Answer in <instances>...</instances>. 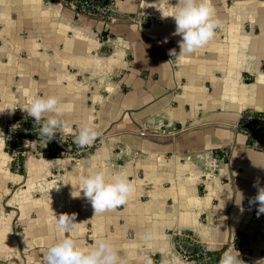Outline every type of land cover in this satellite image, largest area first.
Masks as SVG:
<instances>
[{"label": "crops", "instance_id": "crops-1", "mask_svg": "<svg viewBox=\"0 0 264 264\" xmlns=\"http://www.w3.org/2000/svg\"><path fill=\"white\" fill-rule=\"evenodd\" d=\"M115 4L104 24L58 0H0V264H43L62 213L76 214L82 246L107 239L123 264H194L178 239L214 249L218 263L231 251L264 264V213L249 203L264 187V151L240 130L244 114L264 113V0H211L214 38L173 58L182 37L162 13L181 0ZM37 94L62 99L66 137L91 124L97 145L77 158L29 152L17 173L5 136L33 118L23 108ZM97 169L134 192L94 214L79 182Z\"/></svg>", "mask_w": 264, "mask_h": 264}, {"label": "clouds", "instance_id": "clouds-1", "mask_svg": "<svg viewBox=\"0 0 264 264\" xmlns=\"http://www.w3.org/2000/svg\"><path fill=\"white\" fill-rule=\"evenodd\" d=\"M162 16L174 18L176 27L173 35L179 34L182 37L178 41L179 52L175 49L169 50L172 56L194 54L214 38L221 23L215 17L211 0H181L180 7L170 14L162 13ZM5 109H0V112ZM7 109L14 110L11 107H7ZM23 109L28 116L34 118V124L38 126L41 137H48L50 140L57 132H60L61 140H66L60 131L65 127L63 119L65 106L60 97L54 94H37L28 101L27 106ZM98 135L99 132L95 127L86 124L79 129L73 142L78 147L84 148L91 146ZM79 189V195L82 191L83 196L91 202L94 214H96L124 205L133 194L134 185L120 173L109 174L104 169H97L80 177ZM232 195L233 193L229 194V198ZM242 200V193L235 192V203L241 206ZM249 203L257 204V216L264 213V187H258L256 195L250 198ZM241 211H243L242 207ZM75 217V213H62L58 217L56 216L60 236L47 247L43 264H123L118 250L107 239H99L91 247L82 246L75 234L72 233L76 224ZM148 264H151L150 260ZM219 264H241L239 252H223Z\"/></svg>", "mask_w": 264, "mask_h": 264}, {"label": "built area", "instance_id": "built-area-1", "mask_svg": "<svg viewBox=\"0 0 264 264\" xmlns=\"http://www.w3.org/2000/svg\"><path fill=\"white\" fill-rule=\"evenodd\" d=\"M65 5H69L73 8L77 15H87L94 16L103 21L104 24H109L115 14V0H58ZM170 58L174 56L169 55ZM253 119H258V117L247 116V122H251ZM264 121V118H262ZM20 127L15 130L14 138L16 139V146L10 151L12 160H15L16 167L19 168L20 164L17 161V156L23 157L26 154V149L30 147L31 153L36 157L48 158L52 155L57 156V158H62V156H69L74 158L80 156L81 152L76 149L75 143L69 138L64 137L66 140H61V133L57 132L52 139L49 140L48 137H41L39 135L38 126L34 124V121H28L22 119L19 121ZM25 125H30L33 127V132H28L27 129L22 128ZM260 136L264 139V128H262ZM74 145V146H73ZM91 146L87 147L90 150ZM25 148V149H24ZM264 151V150H263ZM199 249L195 256L197 257V262L194 264H209L211 256L208 254V248L205 244L200 243Z\"/></svg>", "mask_w": 264, "mask_h": 264}, {"label": "trees", "instance_id": "trees-1", "mask_svg": "<svg viewBox=\"0 0 264 264\" xmlns=\"http://www.w3.org/2000/svg\"><path fill=\"white\" fill-rule=\"evenodd\" d=\"M247 116H251L253 118L258 117V119H253L251 122H247L246 117ZM264 113L263 112H247L246 114L243 115V117L241 118L240 121V130L241 132H243V134H245L246 138H247V144L251 147H254L258 150H264V139L260 136L261 130L262 128H264ZM19 120H15L13 121L9 126H8V130L6 133V139H5V150L6 151H11L13 150L15 144L13 141V136H14V132L15 130L18 129V127H20V123ZM25 120L28 121H34V118H27ZM23 128L27 129L28 132H33V127L30 125H25L23 126ZM76 149H78L81 152V155H83L86 151H87V147L84 148H80L78 146H75ZM51 157H57L55 155H52ZM17 161L20 164L19 168H16V162L15 160H12V164H11V169L17 173L22 171V167H23V157L17 156ZM183 242L188 243L191 247H192V251L191 252H185L182 248H181V244ZM239 243H241L240 241H236L235 245H239ZM200 243L192 241V240H186V239H178L177 240V247L179 248V250L187 257L191 258L193 261L197 262V257L195 256L196 252L199 249ZM208 254L211 256V260L209 262V264H219L218 263V254L213 253L212 251H208Z\"/></svg>", "mask_w": 264, "mask_h": 264}, {"label": "rangeland", "instance_id": "rangeland-1", "mask_svg": "<svg viewBox=\"0 0 264 264\" xmlns=\"http://www.w3.org/2000/svg\"><path fill=\"white\" fill-rule=\"evenodd\" d=\"M19 128V127H18ZM23 128V127H22ZM5 139H6V136H5ZM68 140H70V139H68ZM12 142H14V144H15V146H16V139L13 137V141ZM97 145V142H94L92 145H91V147H90V149H92L93 147H95ZM14 146V147H15ZM74 146V145H73ZM75 146H77L76 144H75ZM25 149V148H24ZM8 153H10V151H7ZM31 153V149H30V147H28L27 149H26V154L27 153ZM25 154V155H26ZM32 154V153H31ZM25 155L23 156V158L25 157ZM33 155V154H32ZM80 156H82V155H80ZM80 156H76V157H74V158H77V157H80ZM36 157V156H35ZM62 158H70L69 156H62ZM17 168V167H16ZM15 172V171H14Z\"/></svg>", "mask_w": 264, "mask_h": 264}, {"label": "water", "instance_id": "water-1", "mask_svg": "<svg viewBox=\"0 0 264 264\" xmlns=\"http://www.w3.org/2000/svg\"><path fill=\"white\" fill-rule=\"evenodd\" d=\"M51 1L54 2L56 0H51ZM180 246L185 252H191L192 251V247L186 242H183Z\"/></svg>", "mask_w": 264, "mask_h": 264}]
</instances>
